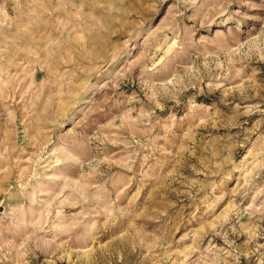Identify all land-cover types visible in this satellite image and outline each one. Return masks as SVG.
<instances>
[{
  "label": "rangeland",
  "instance_id": "374dc122",
  "mask_svg": "<svg viewBox=\"0 0 264 264\" xmlns=\"http://www.w3.org/2000/svg\"><path fill=\"white\" fill-rule=\"evenodd\" d=\"M0 264H264V0H0Z\"/></svg>",
  "mask_w": 264,
  "mask_h": 264
}]
</instances>
